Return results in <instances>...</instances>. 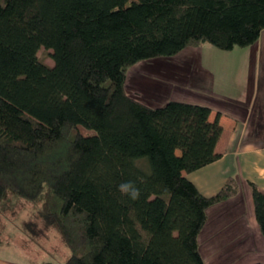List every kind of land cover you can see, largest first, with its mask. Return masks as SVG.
Segmentation results:
<instances>
[{
    "label": "trees",
    "instance_id": "1",
    "mask_svg": "<svg viewBox=\"0 0 264 264\" xmlns=\"http://www.w3.org/2000/svg\"><path fill=\"white\" fill-rule=\"evenodd\" d=\"M263 29L264 0H0V203L40 202L62 264H206L207 208L237 181L205 196L183 170L219 157V115L136 98L126 72L190 45L249 46ZM250 185L264 236V189Z\"/></svg>",
    "mask_w": 264,
    "mask_h": 264
},
{
    "label": "crops",
    "instance_id": "2",
    "mask_svg": "<svg viewBox=\"0 0 264 264\" xmlns=\"http://www.w3.org/2000/svg\"><path fill=\"white\" fill-rule=\"evenodd\" d=\"M248 48L251 57L243 56V68L239 62L229 73L224 71L229 62L225 68L216 65L217 72L225 74L211 78L206 92L176 93L153 104L170 99L189 102L207 108L209 119L218 114L223 126L215 145L219 157L207 165L193 164L183 170L205 196L214 195L229 176L237 181L236 194L206 211L199 248L210 264H233L240 254L243 261L264 254V236L255 218L250 185L264 189V29Z\"/></svg>",
    "mask_w": 264,
    "mask_h": 264
},
{
    "label": "rangeland",
    "instance_id": "3",
    "mask_svg": "<svg viewBox=\"0 0 264 264\" xmlns=\"http://www.w3.org/2000/svg\"><path fill=\"white\" fill-rule=\"evenodd\" d=\"M248 47L251 45L234 46L231 52H227L229 50L204 43L187 46L173 56L139 61L126 72V89L132 96L152 105L176 93L191 94L192 91L200 92V89L206 92L211 78L227 71L230 73L231 66L236 67L239 62V67L243 68V56L251 57V48ZM51 53L52 50L44 47L37 51L38 57L48 65L53 64ZM217 53L224 54L217 58ZM227 62L229 69L218 73L216 65L224 67ZM69 255V249L43 222L40 202L33 205L23 197L7 192L0 203V264H43L46 261L62 264ZM243 256H236L233 264H251L264 259L263 253L244 261ZM204 261L210 264L206 259Z\"/></svg>",
    "mask_w": 264,
    "mask_h": 264
},
{
    "label": "clouds",
    "instance_id": "4",
    "mask_svg": "<svg viewBox=\"0 0 264 264\" xmlns=\"http://www.w3.org/2000/svg\"><path fill=\"white\" fill-rule=\"evenodd\" d=\"M122 192L129 193L133 197L137 194V189L131 186V182H124L119 185Z\"/></svg>",
    "mask_w": 264,
    "mask_h": 264
}]
</instances>
